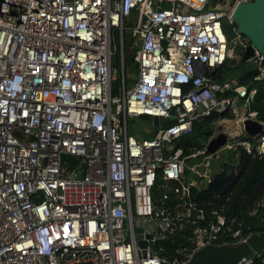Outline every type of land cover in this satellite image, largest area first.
I'll use <instances>...</instances> for the list:
<instances>
[{"label":"built area","instance_id":"1","mask_svg":"<svg viewBox=\"0 0 264 264\" xmlns=\"http://www.w3.org/2000/svg\"><path fill=\"white\" fill-rule=\"evenodd\" d=\"M245 1L0 0V264H175L214 239L229 243L223 210L191 191L207 186L209 159L233 140L208 155L183 156L175 143L213 113L237 115L255 93L210 75L231 56L224 23ZM128 32L136 75L126 71ZM248 62L261 79L264 55L255 49ZM141 114L164 122L135 136L128 119ZM178 235L179 255H161ZM256 260L264 250L237 264Z\"/></svg>","mask_w":264,"mask_h":264},{"label":"trees","instance_id":"2","mask_svg":"<svg viewBox=\"0 0 264 264\" xmlns=\"http://www.w3.org/2000/svg\"><path fill=\"white\" fill-rule=\"evenodd\" d=\"M235 24L224 23V31L229 40L236 37ZM241 62L243 60L241 59ZM131 63L133 71H136V65ZM225 64L216 70L212 71L210 75L215 79L226 78L224 73ZM250 67L245 68L239 73L242 75ZM238 79V77H235ZM240 84H245L251 89H255L254 95L250 98L248 108L249 111L256 112V119L264 122V76L259 80L249 79ZM245 98H241L239 104H243ZM223 114L222 116H225ZM218 117L213 113L210 117L204 121L195 123L191 132L181 136L177 139L175 146L180 147L183 150V156H188L196 150H202L204 148V142L208 137L212 135L213 127L211 122ZM169 122H172L170 120ZM149 137L151 134L146 133ZM259 137H253L247 133H244L242 137L238 139L239 142L249 143L250 150L247 151L243 145H237L236 151L238 153V163L236 164L235 173L231 179L230 185L226 192L216 194L207 187H201L199 189L192 188V199L205 209L220 208L223 210L227 218V227L229 231L221 238V242H234L236 239L231 237V233L234 230L241 229L243 235H248L256 231H264V213L258 211L255 215L250 212L255 207L257 201L264 196V153H260L257 149L259 145ZM205 155V154H204ZM208 155V153H206ZM194 158L188 160L191 162ZM221 163L219 164V166ZM189 171L186 170V174ZM160 189H154V197L159 196ZM175 241L165 240L162 242L164 247L161 255L172 259L176 253V249L181 241L180 235L174 237ZM186 245L187 250H190V246ZM184 253L189 251L184 250ZM254 264H261L258 260Z\"/></svg>","mask_w":264,"mask_h":264},{"label":"water","instance_id":"3","mask_svg":"<svg viewBox=\"0 0 264 264\" xmlns=\"http://www.w3.org/2000/svg\"><path fill=\"white\" fill-rule=\"evenodd\" d=\"M236 27V32L248 40V45L242 55L243 61H248L256 49L264 55V0H248L238 3L231 14ZM126 42V66L133 62L135 51L129 47L131 34H125ZM263 65L264 62H261ZM259 73L257 67H251L238 80L243 82L252 79ZM143 121L145 133H153L157 130L159 124H163V117L149 116L141 114L138 116ZM243 130L245 133L260 137L264 135V124L255 118H246L243 121ZM226 133L213 134L208 138L205 146V152L213 154L224 146L228 141H232ZM236 165L228 162H222L219 171L215 172L207 183V188L216 194L226 192L231 179L235 173ZM137 231H141L138 228ZM264 250V231H256L247 235L244 239L236 242L219 243L218 239L212 240L207 245L193 252L183 263L175 264H237L242 258L253 256L255 253Z\"/></svg>","mask_w":264,"mask_h":264},{"label":"rangeland","instance_id":"4","mask_svg":"<svg viewBox=\"0 0 264 264\" xmlns=\"http://www.w3.org/2000/svg\"><path fill=\"white\" fill-rule=\"evenodd\" d=\"M233 36L234 35L231 36L232 40H230L231 56H229V58L225 62L226 67L224 68L225 76L228 79L238 77L240 72H242L245 68L251 66L248 61L241 62L243 52L241 50L240 43L244 42L245 40L244 37L238 36L237 38L234 37L235 38L234 39ZM114 61L115 62H114L113 68L116 69L117 74H118V79H119L122 76V71H121L119 62L117 60V55L114 56ZM126 71L128 74L134 73V75H136L135 74L136 71L132 70L131 65L126 66ZM237 109L239 112L237 115L234 112H227L225 116H222V117L218 116L214 121L211 122V125L213 127L212 135L213 134L215 135L220 132L229 134L230 137L233 138L232 142L235 145L234 149L217 151L218 158L212 156L209 159V162L214 172H217L220 170L221 165L219 166V164L222 162H228L232 165H236L238 163V153L235 149H236V146L239 144L238 139L243 136L244 131H243L241 119L246 112V107L244 105H239ZM128 131L129 133L135 136L143 137L146 135V133L144 132L143 121L139 118L128 119ZM207 141L204 142V148L207 144ZM203 157H204L203 155H200L197 158H194V161L196 162L202 161Z\"/></svg>","mask_w":264,"mask_h":264},{"label":"crops","instance_id":"5","mask_svg":"<svg viewBox=\"0 0 264 264\" xmlns=\"http://www.w3.org/2000/svg\"><path fill=\"white\" fill-rule=\"evenodd\" d=\"M249 108L248 107H246V110H248ZM146 136V135H145Z\"/></svg>","mask_w":264,"mask_h":264}]
</instances>
